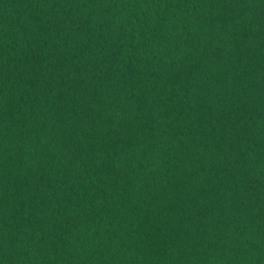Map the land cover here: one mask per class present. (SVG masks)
Returning <instances> with one entry per match:
<instances>
[{"label":"trees","instance_id":"obj_1","mask_svg":"<svg viewBox=\"0 0 264 264\" xmlns=\"http://www.w3.org/2000/svg\"><path fill=\"white\" fill-rule=\"evenodd\" d=\"M0 264H264V0H0Z\"/></svg>","mask_w":264,"mask_h":264}]
</instances>
